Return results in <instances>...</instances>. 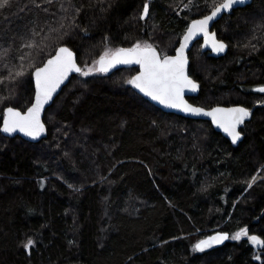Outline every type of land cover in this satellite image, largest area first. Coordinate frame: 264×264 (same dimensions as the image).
Listing matches in <instances>:
<instances>
[{
	"label": "trees",
	"instance_id": "1",
	"mask_svg": "<svg viewBox=\"0 0 264 264\" xmlns=\"http://www.w3.org/2000/svg\"><path fill=\"white\" fill-rule=\"evenodd\" d=\"M223 2L8 0L0 7V128L6 108L32 105L34 71L59 47L92 70L74 76L47 110L46 139L0 131V264H264V247L258 263L249 242L264 241V107L234 147L210 121L174 117L136 93L129 81L138 67L96 71L106 52L137 44L174 54L190 22ZM214 29L229 51L215 58L197 42L190 73L201 89L190 101L263 103L264 0ZM216 231L230 241L199 252L196 244Z\"/></svg>",
	"mask_w": 264,
	"mask_h": 264
},
{
	"label": "snow or ice",
	"instance_id": "2",
	"mask_svg": "<svg viewBox=\"0 0 264 264\" xmlns=\"http://www.w3.org/2000/svg\"><path fill=\"white\" fill-rule=\"evenodd\" d=\"M7 3L8 0H0V7ZM234 3H236V0H224L223 3L215 7L210 16L194 22L188 29V33L184 37V44L180 47L178 55L175 57H164L161 59L151 45L146 44L141 47L140 44H137L130 49H118L111 53L106 52L104 57L98 61L99 68L97 70L106 72L116 64H139L143 71L129 81L130 84L134 85L146 96L159 101L167 107L200 114L203 111L202 109L193 108L186 104L183 99L185 88L192 90L197 88V85L189 80L185 74L187 60L184 55V49L188 41L197 32H202L208 38V42L211 43L215 51H223L225 45L217 42L214 35L209 36L207 25L218 13L222 10L230 9ZM144 13L147 15V7H145ZM73 71L81 72V69L76 66L73 54L67 48H61L54 59L49 60L45 67L38 69L35 73L37 86L35 105L28 110L27 115H21L19 112H14L9 108L8 118L4 122L3 131L10 133L18 129L28 136L38 137L44 131L39 118L43 105L51 99L53 92L67 78L68 74ZM91 71L89 69L82 74L87 76ZM258 91L264 92V88H260ZM204 114L212 116L217 124L223 127L225 132L229 133L233 142L239 139V133L236 131L237 125L243 123L244 119L250 115L243 108L216 109L213 112ZM242 235H247V230L237 233L233 238L240 239ZM227 238V236L213 237L210 240L201 241L196 245V248L203 250L211 246L212 243H220ZM251 240L253 243L264 244V241L258 240L255 236L251 237ZM30 245L31 241L28 242V246Z\"/></svg>",
	"mask_w": 264,
	"mask_h": 264
},
{
	"label": "water",
	"instance_id": "3",
	"mask_svg": "<svg viewBox=\"0 0 264 264\" xmlns=\"http://www.w3.org/2000/svg\"><path fill=\"white\" fill-rule=\"evenodd\" d=\"M253 2H254V0H236V3H234L230 9L222 10L220 13H218L213 19H211L208 22L207 32H208L209 36L214 35L215 36V40L217 42L223 43L225 45V48H224L223 51H221V52L215 51L213 49L211 43L208 42V38L205 37L204 33H202V32H197L188 41L187 46L184 49V55H185L186 60H187V63L185 65V74H186V76H187V78L189 80H191L194 84L197 85V88L195 90H192L190 88H185L184 89V92H183V99L186 102V104L192 106L193 108L202 109L203 111L200 114H195V113H192V112H186V111H184L182 109H178V108H170V107H167L164 104H161L159 101L153 100L151 97L146 96L144 93H142L139 89H137L132 84H130L131 88L136 93H138L143 98H145L147 101H149L150 103L154 104L156 107H158L159 109H161L162 111H164L166 113L176 114V115H179V116H182V117H185V118H189V119H193V120H206V121H210L211 124L213 125L214 129L217 132H219L223 137H225L227 140H229L230 143L234 147L238 146L243 141V139H244V134L242 133V129L245 127L246 123H248V122H250L252 120V118H253V116L255 114L256 109L263 108L264 107V102L263 103H259V104L255 105V106H253L252 108H247V107H245L243 105H239V104L229 105V106L217 105V106H214L212 108H205L203 106H199V105H196V104L192 103L190 101V98L191 97H197L200 94L201 86H200L199 81H197L191 75V73H190V65H191L190 53L192 52V50H193L194 46L197 44V42H201L202 51L203 52L209 53L210 56L215 57V58H219V57L225 56L228 53V51H229V46H228V44L224 40H221L219 38V35H218L217 31L214 29L216 23L219 22L220 20H222L225 16H228V15L232 14L236 10H239L241 8H245V7L249 6ZM212 11H214V10H212ZM212 11L209 14L205 15L204 17L193 19L190 22L189 26L187 27L186 32L184 33V35L180 39L179 45L177 46L174 54L166 55L164 57H175V56H177L180 47L184 44V37H185V35H187L188 29L192 26V24L194 22L199 21V20H203L207 16H210L211 13H212ZM141 47H143V46H141ZM152 47L156 50V52L160 56V58L163 59L164 57L160 54L159 50L156 47H154V46H152ZM61 48H67L73 54L75 64H76L77 67H79L81 69V72H75V71L70 72L68 74L67 78L64 79L63 82L59 85V87L55 90V92H53L51 99L47 103H45L43 105V108H42V110L40 111V114H39V118H40L41 124L43 125L44 131L38 137H35V138L26 135L24 132H21L18 129L16 131L10 132V133L9 132H4L3 131L4 122L8 118V109L9 108H11L14 112H19L21 115H27L28 110L31 109L35 105V103H36V95H37V86H36V76H35V73H36V71L38 69L45 67L47 65V62L49 60L54 59L57 56V54L59 53V50ZM121 49H130V48H121ZM102 57H104V56H102ZM102 57H100L99 60ZM126 67H138L137 73L131 78V80H133L136 76L140 75V73L143 71L141 65L133 63V64H116L114 67H110L108 69V71L101 72V73H109V72H112L114 70L123 69V68H126ZM98 68H99V64L97 62L96 71H98L97 70ZM83 72L84 71H83V69H82V67H81V65L79 63V58H78L77 53L72 48H70L68 46H61V47H59L58 50L56 51V53L53 56H51L50 58H48L41 67L37 68L34 71L35 95H34V101H33L32 105L30 107H28L25 111H23L21 109H18V108H14V107H8V108H6L5 115H4V119H3V122H2V125H1V128H0V131H1L2 135L5 136V137H7V138L20 137L23 140L28 141L30 143H39L42 140L46 139L48 137V135H49V130H48L47 124L45 122V114H46L47 110L55 103L57 97L62 93V91L64 90V88L71 82L72 78L74 76L78 75V74H82ZM98 72H100V71H98ZM234 108H243V109L247 110L250 113V115L244 119L243 123L237 125L236 131L239 133V139H237L235 142H233L232 137L229 135V133L225 132L224 128L221 127V126H219L217 124L216 120L212 116H209V115H205L204 114V113H207V112H213L216 109L228 110V109H234ZM217 236H227L228 238L222 240L220 243H212L211 246L206 247L203 250H199L197 248L196 249L199 252H206V251H210L212 249L218 248L220 246H223L228 241H230V233L223 232V231H216V232H213L212 234L208 235L207 237L201 239L197 244H199L201 241L210 240L211 238L217 237ZM254 236L258 240L263 241L260 237H258L256 235H254ZM251 237H253V236H250L249 237V242H250L251 246L254 248V251L256 253L255 261L261 262V254H262V249L264 247V244L253 243L252 240H251Z\"/></svg>",
	"mask_w": 264,
	"mask_h": 264
},
{
	"label": "bare ground",
	"instance_id": "4",
	"mask_svg": "<svg viewBox=\"0 0 264 264\" xmlns=\"http://www.w3.org/2000/svg\"><path fill=\"white\" fill-rule=\"evenodd\" d=\"M173 115H174V117H175V114H173ZM176 116H177V115H176ZM177 117H178V116H177ZM178 118H180V117H178ZM246 246H249V244H247ZM193 247H194V246H193ZM251 247H252V246H251ZM249 248H250V247H249ZM250 249H251V248H250ZM250 249H249V250H250ZM251 251H253V250H251ZM253 252H254V251H253ZM253 252H252V253H253ZM191 253H192V252H191ZM252 253H251V254H252ZM196 254H197V253H196ZM255 254H256V253H255ZM192 255H194V254H192ZM249 255H250V253H249ZM262 259H263V258H262ZM251 260H253V259L251 258ZM256 262H257V261H256ZM258 263H259V262H258Z\"/></svg>",
	"mask_w": 264,
	"mask_h": 264
},
{
	"label": "rangeland",
	"instance_id": "5",
	"mask_svg": "<svg viewBox=\"0 0 264 264\" xmlns=\"http://www.w3.org/2000/svg\"><path fill=\"white\" fill-rule=\"evenodd\" d=\"M200 45H201V43H200Z\"/></svg>",
	"mask_w": 264,
	"mask_h": 264
},
{
	"label": "flooded vegetation",
	"instance_id": "6",
	"mask_svg": "<svg viewBox=\"0 0 264 264\" xmlns=\"http://www.w3.org/2000/svg\"><path fill=\"white\" fill-rule=\"evenodd\" d=\"M255 253V252H254Z\"/></svg>",
	"mask_w": 264,
	"mask_h": 264
}]
</instances>
